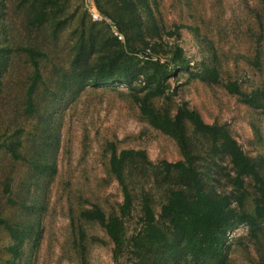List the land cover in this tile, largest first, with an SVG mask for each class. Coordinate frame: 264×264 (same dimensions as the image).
Returning <instances> with one entry per match:
<instances>
[{
	"label": "rangeland",
	"instance_id": "obj_1",
	"mask_svg": "<svg viewBox=\"0 0 264 264\" xmlns=\"http://www.w3.org/2000/svg\"><path fill=\"white\" fill-rule=\"evenodd\" d=\"M20 1L0 0V59L4 53L9 56L0 78V143L21 141L19 148L25 157L47 161L52 169L36 178L39 174L31 164L14 160L7 150L0 148V219L13 224L27 221L39 224L38 237L26 240L21 249L20 264H115L114 246L104 229L80 217L82 211L94 206L107 215L113 214L123 202L121 188L110 174V144L119 151L145 150L154 165L176 162L181 153L171 137L142 117L132 91L124 84L88 86L79 93L68 85L61 94L64 89L61 79L70 73L82 20L85 27L95 21L91 15L96 9L93 0H71L67 14L78 11L57 34L53 33L52 22L28 28L26 10L19 6ZM149 3L162 42L178 44L191 70L197 71L202 64L209 63L216 53L221 80L237 81L247 92L264 87L263 0H149ZM176 26H182L179 34H175ZM99 29L104 40L117 35L124 44L125 39L108 24H99ZM152 33L158 39L157 32ZM135 44L143 47L141 41ZM20 47H33L44 54L40 68L46 86H41L38 92L40 108L33 116L24 113L32 66L28 57L17 51ZM170 83L178 94L154 100L156 107L167 108L174 115L182 101H186L206 123L226 125L250 157L264 156V110L250 108L221 84L192 79L184 70ZM52 99H58L53 116L44 115ZM46 122L47 133L42 131ZM39 136L44 152L37 155L33 143ZM218 165L217 173L205 177L207 188L229 189L225 173L232 170V165L228 159L218 160ZM5 185L10 186L12 193L5 192ZM161 198L159 193L155 199L157 212ZM135 221L130 224V233ZM81 228L86 233L84 242L80 239ZM228 239L231 249L227 264H259L256 246L246 226L231 231ZM11 244L10 236L0 226V264H6Z\"/></svg>",
	"mask_w": 264,
	"mask_h": 264
},
{
	"label": "trees",
	"instance_id": "obj_2",
	"mask_svg": "<svg viewBox=\"0 0 264 264\" xmlns=\"http://www.w3.org/2000/svg\"><path fill=\"white\" fill-rule=\"evenodd\" d=\"M93 2L103 20L91 18L93 22L88 27L82 20L70 73L61 79L64 87L61 94L68 85L76 93L88 86H128L142 117L176 142L181 159L154 165L145 150L119 151L110 144V174L121 188L123 202L118 212L107 215L99 206H94L82 211L81 219L104 229L114 246L115 264H227L231 249L228 234L242 225L249 229L259 264H264V156L250 157L226 125L206 123L186 101H182L174 115L169 109L154 104L158 98L178 94L170 80L180 70L190 73L192 79L221 84L228 93L256 110H264V87L247 92L237 81L221 80L216 53L209 63L202 64L197 71L191 70L178 44L162 42L149 0H105L104 5L101 0ZM19 6L26 10L28 28H40L52 22L54 34L65 28L78 11L67 14L71 0H21ZM104 23L125 39L124 44L117 35L104 40L99 29V24ZM181 28L176 26L175 34ZM151 29L157 32L158 39ZM136 41H141L143 47L137 46ZM257 50L259 57V45ZM17 51L23 52L32 66L24 113L33 116L40 108L38 92L41 86H46L40 68L44 54L33 47H20ZM8 63V54H2L0 78L2 68ZM57 100L48 102L44 115L53 116ZM46 124L42 127L45 133ZM41 139L39 136L33 143L37 155L44 152ZM21 144V141L0 143V148L7 150L14 160L31 164L39 174L36 178L49 173L52 167L48 162L29 160L21 153ZM227 159L232 165V170L225 173L229 189L207 188L205 177L218 172V160ZM141 181L146 184L142 186ZM4 188L6 193H12L9 185ZM159 193L162 198L157 212L155 199ZM133 220H136L135 227L130 233ZM27 222L13 224L8 219H0V226L12 240L7 248L6 264H20L26 240L38 237L39 224ZM79 234L84 242L86 233L82 228Z\"/></svg>",
	"mask_w": 264,
	"mask_h": 264
},
{
	"label": "built area",
	"instance_id": "obj_3",
	"mask_svg": "<svg viewBox=\"0 0 264 264\" xmlns=\"http://www.w3.org/2000/svg\"><path fill=\"white\" fill-rule=\"evenodd\" d=\"M92 17L95 21H101L103 20L102 16L97 12V10L95 9V7L92 10Z\"/></svg>",
	"mask_w": 264,
	"mask_h": 264
}]
</instances>
